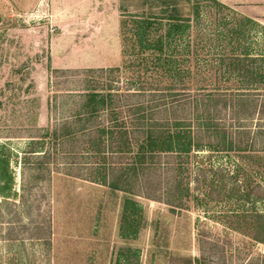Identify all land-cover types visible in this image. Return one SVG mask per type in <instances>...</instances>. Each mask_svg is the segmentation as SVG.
<instances>
[{
    "label": "rangeland",
    "instance_id": "rangeland-1",
    "mask_svg": "<svg viewBox=\"0 0 264 264\" xmlns=\"http://www.w3.org/2000/svg\"><path fill=\"white\" fill-rule=\"evenodd\" d=\"M176 2L189 27L161 54L143 51L132 34V16L159 11L157 1L0 0V264H264V241L253 238L264 227L256 216L264 214V154L255 164L235 153L195 152L190 178L201 166L208 180H190V195L172 211L161 200L66 175L53 161L49 172L27 153H38L40 136L58 126L54 91L81 87L75 75L65 82L53 69L118 66L122 87L132 80L158 87L172 80L156 59L172 53L186 71L181 87L242 84L223 79L217 63L224 55H264V25L218 0ZM222 168L263 199L217 192L208 181L212 173L218 185Z\"/></svg>",
    "mask_w": 264,
    "mask_h": 264
},
{
    "label": "trees",
    "instance_id": "trees-1",
    "mask_svg": "<svg viewBox=\"0 0 264 264\" xmlns=\"http://www.w3.org/2000/svg\"><path fill=\"white\" fill-rule=\"evenodd\" d=\"M154 1L159 2L154 5L161 7L159 11L149 8L132 16L136 17L132 34L143 51L166 54L189 27V19L180 14L176 0ZM161 25L164 33L151 39V30L161 29ZM167 54L156 59L155 67L163 69L161 75L172 81L158 87L146 80L127 81L122 87L118 66L53 69L65 82L75 75L73 81L81 87L54 91L52 107L61 109L58 126L40 136L38 153L34 147L27 153L40 158L38 165L44 163L49 172L53 161L52 165L64 166L62 173L66 175L127 195L161 200L172 211L180 209L190 195V180L197 184L208 180L201 166L190 178L193 169L189 164L195 152L235 153L257 164L264 154V55L244 52L222 56L217 63L221 77L233 80L236 76L242 84L207 90L181 87L186 71L171 58L172 53ZM222 170L220 175L213 172L218 185H214L212 173L208 181L217 192L224 190L228 199H250L254 193V203L263 199L256 189L242 190L235 179L231 181L230 170ZM262 171L264 174V168ZM227 184L230 186L225 188ZM259 229L255 228L253 238L262 242L264 227Z\"/></svg>",
    "mask_w": 264,
    "mask_h": 264
},
{
    "label": "crops",
    "instance_id": "crops-1",
    "mask_svg": "<svg viewBox=\"0 0 264 264\" xmlns=\"http://www.w3.org/2000/svg\"><path fill=\"white\" fill-rule=\"evenodd\" d=\"M231 8H237L240 12L251 18L258 20L264 25V0H218Z\"/></svg>",
    "mask_w": 264,
    "mask_h": 264
}]
</instances>
